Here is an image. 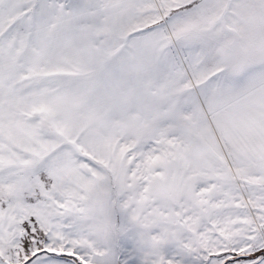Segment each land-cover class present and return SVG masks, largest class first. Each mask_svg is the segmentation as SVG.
<instances>
[{
    "label": "snow or ice",
    "instance_id": "1",
    "mask_svg": "<svg viewBox=\"0 0 264 264\" xmlns=\"http://www.w3.org/2000/svg\"><path fill=\"white\" fill-rule=\"evenodd\" d=\"M0 264H264V0H0Z\"/></svg>",
    "mask_w": 264,
    "mask_h": 264
}]
</instances>
